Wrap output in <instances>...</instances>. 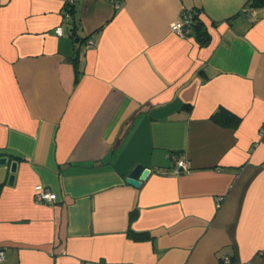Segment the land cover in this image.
<instances>
[{"label": "crops", "instance_id": "1", "mask_svg": "<svg viewBox=\"0 0 264 264\" xmlns=\"http://www.w3.org/2000/svg\"><path fill=\"white\" fill-rule=\"evenodd\" d=\"M71 3L82 42L67 0H0L2 264H264V4ZM183 10L203 42L171 31ZM173 156L191 172L161 174Z\"/></svg>", "mask_w": 264, "mask_h": 264}, {"label": "built area", "instance_id": "2", "mask_svg": "<svg viewBox=\"0 0 264 264\" xmlns=\"http://www.w3.org/2000/svg\"><path fill=\"white\" fill-rule=\"evenodd\" d=\"M67 2L69 4H72L71 3L72 0H69V1L67 0ZM247 12H249V21L252 22L255 14L253 11H250V10H247ZM192 16H193V14H192L191 10H183L179 20H177L176 22H174L172 24L171 31L176 36H178L179 38H187L189 30H190L189 27L193 23ZM63 18H64V21L69 22L71 19V16L69 13L65 12ZM54 33L57 36H61L63 33L62 26L61 25L57 26L54 30ZM92 44H93L92 41L87 42L88 47L92 46ZM259 135L264 136V123H262V125L260 127ZM172 162H173V164L169 170L162 169V170H160V173L163 175L177 176V175H181V174H188L191 172V166H190L188 161L177 158L176 156H173ZM34 192H35L34 199L38 203H40V202L51 203L57 199L56 194L44 189L42 186H36L34 188ZM2 262H3V252L0 250V264H2ZM223 264H232V262L229 258H224Z\"/></svg>", "mask_w": 264, "mask_h": 264}, {"label": "trees", "instance_id": "3", "mask_svg": "<svg viewBox=\"0 0 264 264\" xmlns=\"http://www.w3.org/2000/svg\"><path fill=\"white\" fill-rule=\"evenodd\" d=\"M264 4V0H250L249 6L252 7H258ZM66 12L70 14L71 20L70 24L71 27H69V36L72 38L74 42H82L85 39H82L81 36L78 34V27L77 23L75 22L73 16V7L72 4H69L67 2L66 4ZM193 16V23L189 27V33L188 37H196L200 41H204L206 39V31L204 30V24L199 18V12L191 10ZM211 119L218 125L223 127H236L239 123V118L230 113L229 111L219 108L211 117ZM135 238H145L144 235H133Z\"/></svg>", "mask_w": 264, "mask_h": 264}, {"label": "water", "instance_id": "4", "mask_svg": "<svg viewBox=\"0 0 264 264\" xmlns=\"http://www.w3.org/2000/svg\"><path fill=\"white\" fill-rule=\"evenodd\" d=\"M7 159L5 157H0V166L6 165ZM17 163L11 162L9 167V177L7 180V184L11 186L14 182V176L16 172ZM150 170L148 168H144L141 165L135 166L131 172L127 175L125 181L127 184L133 187H140L142 182L146 179L149 175Z\"/></svg>", "mask_w": 264, "mask_h": 264}]
</instances>
